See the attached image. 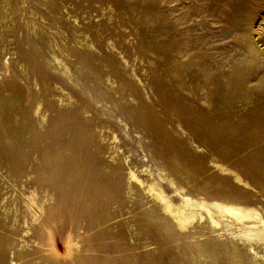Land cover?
I'll return each mask as SVG.
<instances>
[{
  "label": "rangeland",
  "instance_id": "obj_1",
  "mask_svg": "<svg viewBox=\"0 0 264 264\" xmlns=\"http://www.w3.org/2000/svg\"><path fill=\"white\" fill-rule=\"evenodd\" d=\"M205 1L0 0V264H264L129 180L264 216V0Z\"/></svg>",
  "mask_w": 264,
  "mask_h": 264
},
{
  "label": "bare ground",
  "instance_id": "obj_2",
  "mask_svg": "<svg viewBox=\"0 0 264 264\" xmlns=\"http://www.w3.org/2000/svg\"><path fill=\"white\" fill-rule=\"evenodd\" d=\"M187 0H179V3H187ZM216 5L211 4L208 14L217 22L219 32L227 37V43H231L232 34L245 32V22L252 10V5L260 3L259 0H214ZM202 5L206 4L203 0ZM257 5V4H256ZM241 9L246 13L239 12ZM237 12V13H236ZM252 50V46L250 48ZM264 51L263 48L261 49ZM198 84V82H197ZM217 84V83H215ZM213 83L207 90L213 92ZM116 138V137H115ZM137 168V167H136ZM131 167L129 180L138 185L143 193L153 200L152 205H157L163 218H170L179 230L188 229L190 226L205 225L218 233L229 231L233 234L236 244L248 245L254 257L264 256V216L257 207L241 203H226L217 199L208 200L205 197L196 199L186 194L182 187L176 184L171 177L167 182L180 195V202H176L166 191L164 182L159 181L150 172V178H143L137 169ZM161 177V176H160ZM165 179V177H164ZM32 201V197H30ZM153 209V206H151ZM263 248L260 255L258 248Z\"/></svg>",
  "mask_w": 264,
  "mask_h": 264
}]
</instances>
